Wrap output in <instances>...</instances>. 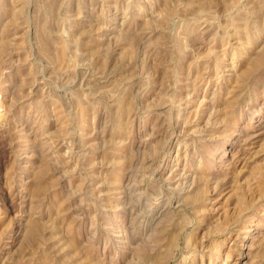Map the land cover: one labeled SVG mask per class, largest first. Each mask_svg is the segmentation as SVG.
Instances as JSON below:
<instances>
[{
	"label": "rangeland",
	"instance_id": "obj_1",
	"mask_svg": "<svg viewBox=\"0 0 264 264\" xmlns=\"http://www.w3.org/2000/svg\"><path fill=\"white\" fill-rule=\"evenodd\" d=\"M0 264H264V0H0Z\"/></svg>",
	"mask_w": 264,
	"mask_h": 264
},
{
	"label": "bare ground",
	"instance_id": "obj_2",
	"mask_svg": "<svg viewBox=\"0 0 264 264\" xmlns=\"http://www.w3.org/2000/svg\"><path fill=\"white\" fill-rule=\"evenodd\" d=\"M1 115V114H0Z\"/></svg>",
	"mask_w": 264,
	"mask_h": 264
}]
</instances>
